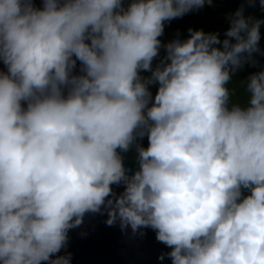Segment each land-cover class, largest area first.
I'll use <instances>...</instances> for the list:
<instances>
[{
    "label": "clouds",
    "instance_id": "1",
    "mask_svg": "<svg viewBox=\"0 0 264 264\" xmlns=\"http://www.w3.org/2000/svg\"><path fill=\"white\" fill-rule=\"evenodd\" d=\"M125 2L0 0V264H70L69 230L102 209L155 230L172 264H264V70L245 104L228 87L264 21L240 8L223 40L162 44L213 0ZM145 135L129 175L117 150Z\"/></svg>",
    "mask_w": 264,
    "mask_h": 264
},
{
    "label": "water",
    "instance_id": "2",
    "mask_svg": "<svg viewBox=\"0 0 264 264\" xmlns=\"http://www.w3.org/2000/svg\"><path fill=\"white\" fill-rule=\"evenodd\" d=\"M34 6L41 8L42 0H34ZM0 70L7 71L2 62ZM74 74H80L79 61ZM137 146L141 145L134 141L128 151L117 150L129 175L139 168ZM111 187L117 195L124 190L123 184ZM243 194L249 192L244 190ZM107 219L104 209L100 213H86L82 224L69 230L66 246L56 255L70 253V264H172L167 255L171 249L156 239L155 230L148 227L133 232L130 226L122 229L119 221L110 226Z\"/></svg>",
    "mask_w": 264,
    "mask_h": 264
},
{
    "label": "trees",
    "instance_id": "3",
    "mask_svg": "<svg viewBox=\"0 0 264 264\" xmlns=\"http://www.w3.org/2000/svg\"><path fill=\"white\" fill-rule=\"evenodd\" d=\"M240 8L244 9V16L253 17L264 21V7L260 0H213L212 4H205L202 8L194 9L182 17L164 22V32L159 39L162 44H167L174 39L185 40L189 37V29L203 30L205 33H219L220 39L226 38L224 33L230 27V17ZM233 42H235L233 40ZM259 53L253 54L255 64L245 63L243 67L237 70L228 84L232 92L231 102L245 104L248 96L245 92L247 78L255 72L264 70V23L260 26ZM165 49L161 47L160 54L154 58L156 65L165 56ZM156 65L153 67L155 68ZM141 75L147 77L150 72H141ZM143 147L148 146V139L145 135L142 139L135 140Z\"/></svg>",
    "mask_w": 264,
    "mask_h": 264
},
{
    "label": "rangeland",
    "instance_id": "4",
    "mask_svg": "<svg viewBox=\"0 0 264 264\" xmlns=\"http://www.w3.org/2000/svg\"><path fill=\"white\" fill-rule=\"evenodd\" d=\"M125 7H127V0H126V2H125ZM156 61H153L152 62V66L154 67L155 65H156ZM150 76V75H149ZM149 89H150V91H151V93H152V96H153V98H154V96H155V94H156V92H157V90H158V85L157 84H152V85H150L149 86Z\"/></svg>",
    "mask_w": 264,
    "mask_h": 264
}]
</instances>
